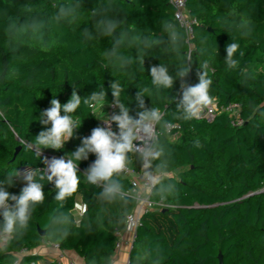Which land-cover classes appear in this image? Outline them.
<instances>
[{"label":"trees","instance_id":"trees-1","mask_svg":"<svg viewBox=\"0 0 264 264\" xmlns=\"http://www.w3.org/2000/svg\"><path fill=\"white\" fill-rule=\"evenodd\" d=\"M73 2L0 0V181L16 169L31 168L39 175L46 167L44 157L72 158L82 138L101 126L93 105L82 99L70 114L79 127L74 137L60 150L43 149L39 158L22 142H34L41 130L51 127L38 118L53 98L64 104L73 86L82 98L104 88V104H112L110 84L117 81L124 89L120 100L136 117L135 95L147 89L146 107L160 108L164 121L180 128L176 139L166 132L161 136L170 151L165 182L175 184L176 191L163 199L149 197L163 206L140 217L129 264H219V256L222 264H264V192H259L264 185V0H186V9L196 20L190 40L174 22L169 0H83L74 21L53 19L61 5ZM103 7H109V17L122 20L117 31L129 33L119 52L132 58L131 65L122 67L106 55L114 38L97 35L94 24L99 17L93 15ZM168 23L183 37L179 54L169 43ZM131 37L164 43L145 50L143 67L136 59L139 45ZM231 42L240 45L235 69H228L224 61ZM188 56L185 82L197 84V72L207 62L213 80L210 94L219 107L240 105L241 127H231L225 114L211 123L185 121L176 108L182 98L181 81L177 79L170 90L152 85L151 66L167 65L175 75L188 66ZM157 129L161 130L159 125ZM113 130L118 132L115 123ZM196 140L203 147H194ZM95 158L90 153L87 160L76 162L80 186L60 210L64 214L60 223H51L58 215L55 186L43 181L45 201L34 211L28 230L12 239L0 236V264H38L41 258L32 252L46 244L76 254L84 264H111L117 233L124 231L136 202L132 198L107 203L99 198L102 188L90 185L84 175ZM129 168L140 171L134 154ZM120 179L126 191L132 188L128 178ZM23 186L16 180L6 189L18 195ZM78 200L83 211L77 218Z\"/></svg>","mask_w":264,"mask_h":264},{"label":"clouds","instance_id":"clouds-1","mask_svg":"<svg viewBox=\"0 0 264 264\" xmlns=\"http://www.w3.org/2000/svg\"><path fill=\"white\" fill-rule=\"evenodd\" d=\"M83 0H74L73 3L61 5L53 16L57 22L67 19L69 22L75 20L78 10L82 7ZM181 4L183 0H180ZM109 7L96 9L93 12L94 17H99L94 24L95 31L100 37H113L114 42L106 55L118 62L122 67L131 65L132 58L126 57L119 52L121 45L129 38V33L118 32L122 20L108 16ZM175 25L168 23L165 25V31L171 29L169 34V43L173 51L178 54L181 51L180 44L183 39L181 34L175 30ZM86 36L92 39L91 32L85 30ZM119 33L118 35H116ZM247 34V33H245ZM139 45L137 48L136 59L144 67V58L147 55L146 49L153 46H159L164 43L161 39L150 40L148 38L140 39L131 37ZM240 45L236 42L229 43L226 48V57L224 59L228 69H235L239 65L236 54ZM242 57L244 54L240 52ZM189 61L191 56L187 57V67H181L176 70V74L169 73V67L164 64L151 66L150 77L152 85L157 89H172L177 79L181 81L180 90L182 98L177 103V111L181 114L180 118L185 121L199 120L204 114L206 108L211 107L215 102V97L210 94V88L213 80L209 78L206 71L208 64L205 62L200 71L197 72L199 82L195 85H189L185 82L190 71ZM111 94L113 96L112 106L119 109V113H113L103 120L105 126H97L92 129L91 135L83 137L81 145L71 153L72 158L53 157L48 159L44 157L45 168L39 169V175L36 170L28 168L23 172L14 170L6 175V178L0 181V217L3 222L0 223V236L12 239L22 236L29 228L30 221L37 206L45 201L43 191L44 180L53 183L56 189L54 200L58 204L55 210L58 215L51 217V223H60V218L64 215L60 210L64 207L66 200L77 192L80 186L79 163L87 160L89 154L95 155L94 162L85 170L84 175L87 182L97 188H102L98 193L99 198L107 203L117 201L128 202L132 200L129 193L133 190L151 195H159L162 199L176 191L173 183H166V169L169 166L170 151L161 142V136L165 131L170 132L173 125L164 121V113L158 107L150 109L145 105V92L138 91L135 95L138 111L136 117L130 115V108L121 100L120 95L124 91L119 82L114 81L110 84ZM106 90L102 88L99 92L94 91L87 97L82 98L78 95L76 87L67 103L61 104L56 98L50 103L51 107L41 112L39 122L51 127H45L32 143L22 142L25 147L36 152L40 158L43 149L60 150L64 147L66 141L74 137L79 128L76 119L71 113H74L83 103L88 106L102 105L106 101ZM63 113V114H62ZM2 115V113H0ZM112 123L118 127V132L112 129ZM160 126L158 131L157 126ZM139 142V143H137ZM194 147L200 148L203 145L199 140L194 142ZM134 154L141 164V182L133 188L125 190L120 177L129 171L131 155ZM16 180L24 182L18 195L10 193L7 187H12ZM10 201L12 203H10ZM140 204L148 203V199L138 197ZM68 233L65 231L64 233ZM133 233L129 232L128 238L132 239Z\"/></svg>","mask_w":264,"mask_h":264},{"label":"built area","instance_id":"built-area-1","mask_svg":"<svg viewBox=\"0 0 264 264\" xmlns=\"http://www.w3.org/2000/svg\"><path fill=\"white\" fill-rule=\"evenodd\" d=\"M169 4L172 6L174 10L173 19L177 26L184 31L187 36V40H190L192 37V31L194 25H196V20L193 19L189 12L186 9V0H183L181 4L180 0H169ZM92 113L99 119L101 126H105L103 120H107L108 116H111L113 113L118 114L117 108L113 107L112 104H102V105H93L91 107ZM241 107L239 104H229L225 107H219L216 102L204 110V114L202 115L201 119L211 123L221 114H225L229 120L230 126L241 127L244 124L243 119L241 118L240 114ZM172 125V124H171ZM112 129H114V123H112ZM179 126L173 125L170 132L165 131L167 134L171 135L172 138L176 139L178 137ZM139 143V142H137ZM122 177L128 178L132 185V188L135 185H138L141 182V168L139 172H135L133 169L129 168V171L125 173ZM259 192H264V185L260 189ZM131 197L136 202L135 210L129 214L125 219L124 230L132 232L134 240L136 229L139 224V219L142 215L149 213L153 210L155 206L162 207L161 203H153L149 200V194L147 192L139 193L135 190L131 191ZM138 197H144L148 199V203L140 204L138 201ZM83 211V207L79 211H76L75 216L78 218L81 216ZM120 235L121 232L117 233L118 241L115 244L114 251L117 252L120 248ZM55 249H58L57 246H53ZM60 264V263H58ZM129 264V262H128Z\"/></svg>","mask_w":264,"mask_h":264},{"label":"crops","instance_id":"crops-1","mask_svg":"<svg viewBox=\"0 0 264 264\" xmlns=\"http://www.w3.org/2000/svg\"><path fill=\"white\" fill-rule=\"evenodd\" d=\"M80 200L77 201L76 211L81 209ZM129 231H122L120 235V248L112 256L111 264H128L129 253L133 239L128 238ZM32 255L40 257L38 264H84L83 260L72 252H62L52 245L46 244L34 250Z\"/></svg>","mask_w":264,"mask_h":264},{"label":"water","instance_id":"water-1","mask_svg":"<svg viewBox=\"0 0 264 264\" xmlns=\"http://www.w3.org/2000/svg\"><path fill=\"white\" fill-rule=\"evenodd\" d=\"M19 150H20V147H18V148L16 149L15 154H14V157L16 156V154L18 153ZM38 233H39V235H40L41 237L44 236V233H43L42 231H40L39 229H38ZM218 262H219V264H222L221 256L218 257Z\"/></svg>","mask_w":264,"mask_h":264},{"label":"rangeland","instance_id":"rangeland-1","mask_svg":"<svg viewBox=\"0 0 264 264\" xmlns=\"http://www.w3.org/2000/svg\"><path fill=\"white\" fill-rule=\"evenodd\" d=\"M48 159H51V157L49 156V158ZM1 241L2 242H5L6 241V239L3 237L2 239H1Z\"/></svg>","mask_w":264,"mask_h":264}]
</instances>
